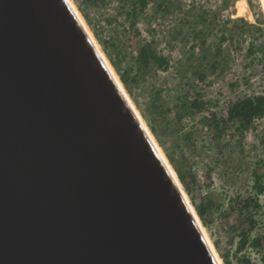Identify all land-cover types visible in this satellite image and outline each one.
I'll return each instance as SVG.
<instances>
[{"label": "water", "instance_id": "water-1", "mask_svg": "<svg viewBox=\"0 0 264 264\" xmlns=\"http://www.w3.org/2000/svg\"><path fill=\"white\" fill-rule=\"evenodd\" d=\"M150 134L67 0H0V264H219Z\"/></svg>", "mask_w": 264, "mask_h": 264}, {"label": "rangeland", "instance_id": "rangeland-1", "mask_svg": "<svg viewBox=\"0 0 264 264\" xmlns=\"http://www.w3.org/2000/svg\"><path fill=\"white\" fill-rule=\"evenodd\" d=\"M71 1L111 65L108 54L114 55L112 45L108 44L107 53L99 39L113 41L121 51L119 57L123 63L131 64V73L138 69L134 61L140 44L150 45L169 59L166 70L154 65L141 69L145 72L144 80L132 92L125 88L118 70L113 65L112 68L175 176L178 177L175 166L184 173L186 186L179 182L188 202L194 207V201L211 200L206 222L197 216L220 263L225 264V257L229 264H237L234 253L242 217L234 205L239 197L246 198L252 193L253 173L264 174V116L238 135L229 123L215 146L207 137L208 128L200 123L201 113L184 114L188 108L192 110L187 99L193 95L186 96L189 86L183 87L185 81L181 78L185 76L189 83H194L193 91L209 103L210 110L224 111L232 102L228 100L236 97L264 95V0H166L167 12L157 10L161 0H146L142 12L137 6L140 15L135 22L124 8L135 0H104L102 4L99 0ZM240 5L246 15L240 14ZM201 12L209 16L198 20ZM211 13L217 18L215 26L209 21ZM175 29L179 33L173 38L171 33ZM196 30H200L199 36ZM221 33L228 38L220 44V51H216L212 43L219 42ZM249 46L253 47V53L247 51ZM203 54L205 61L200 62V70L205 74L202 79L194 80L192 67ZM212 55L217 61L216 69L208 68ZM154 101L156 105L152 104ZM158 105L162 111L155 117L156 132L152 133L149 120ZM170 153L176 162H170ZM259 202L260 209L254 215L257 219L254 235L264 234V193L259 196ZM243 253L251 257L252 264H261V251L246 247Z\"/></svg>", "mask_w": 264, "mask_h": 264}, {"label": "trees", "instance_id": "trees-1", "mask_svg": "<svg viewBox=\"0 0 264 264\" xmlns=\"http://www.w3.org/2000/svg\"><path fill=\"white\" fill-rule=\"evenodd\" d=\"M98 1V0H97ZM101 1V4L104 0ZM98 1V2H99ZM128 8H125V13L127 16L132 15L133 17L130 18L133 22H135L138 17L139 13H137L138 7H140V12H142L147 4L146 0H135L132 1ZM157 10H164L168 11L169 7L166 3V0H161L157 3ZM208 17L209 14H205L204 12L199 13L198 20L205 19V17ZM211 19L209 20L214 23H216L217 18L214 19V13L210 14ZM216 16V14H215ZM211 24V25H212ZM245 22H243V25ZM242 25V24H241ZM215 26V25H214ZM248 29V25L246 26ZM197 34L196 36L200 35V30H196ZM179 30H174L171 33V36L174 38L178 35ZM202 36L204 34H201ZM228 38L227 34H222L219 37V42L212 43L214 46V49L216 51H220V44L225 41ZM100 43L104 46V49H106L107 53L109 52V46L108 44L111 43L113 48V56L112 54H108L110 59L112 60V65L118 70L120 79L123 82L125 88L127 91L132 92V88L140 83L142 80H144L145 72L141 69L146 70L148 67L153 66L154 68H161L163 70H166L169 66V59L159 54L155 51V48H152L150 45H146L145 43L140 44L138 47L137 55L135 57V64L138 66V69L131 73V64L126 66L123 61L120 59L121 51L119 49H116V45L111 41V39H99ZM115 47V48H114ZM263 50V47L261 48ZM250 52H254V49L252 46H249L248 50ZM212 53L214 54L213 50ZM118 56V58L113 59L114 57ZM204 56L205 54L201 55V57L197 60V64L192 67L194 80L202 79L204 72L200 70L201 68V61L204 62ZM216 60L212 55V61L208 68L216 69ZM123 66V67H122ZM204 66V65H203ZM185 81L184 86H189L186 91V96L193 95L192 99H187L190 102L191 108H188V110L184 114H191L197 115L201 113L200 117V123L203 124L205 127H207V137H209L210 142L217 146L218 141L217 139H221L225 132L227 131L228 124L231 123L234 127L235 135H238L239 133L242 134L245 130H247L252 122L255 119L261 118L264 116V95H245L243 97H236L233 98L230 103H228L227 107L224 109V111L217 110H210L208 108V102L203 101L201 97L199 96L198 92L193 91V85L194 83H189V80L186 79V77H182L181 81ZM196 86V85H195ZM153 105L155 104V101L152 102ZM162 111V108L160 105L157 107H154L153 110V116L150 118V129L152 133L156 132L155 128V117L156 115L160 114V111ZM205 112H208V114H205ZM176 119L178 122L180 121V117L176 115ZM186 136V139H189V136L184 134L183 137ZM216 141V143H215ZM178 147L180 146L177 144ZM170 162L174 163L176 162V158L170 153L168 155ZM176 165V164H175ZM175 170L178 173L179 180L181 183H183L186 186V180L184 177V173H182L178 167H174ZM264 174L257 173L256 171L252 175V193H250L246 198H238L237 201H235L234 208L238 211V214L241 219V226H240V239L237 246V249L234 253L235 259L237 264H252L251 257L243 253V250L246 247H250L254 250L261 251V264H264V234H253V230L257 226V219H255L254 215L258 209H260V202H259V196L264 193V183H263ZM193 183V179L191 180ZM188 190V188H187ZM194 201V200H192ZM211 200L208 198H205L201 200L199 203H195L194 201V208L199 216L204 222H206L205 214L206 211L210 208ZM224 263L229 264L228 260L224 257Z\"/></svg>", "mask_w": 264, "mask_h": 264}, {"label": "bare ground", "instance_id": "bare-ground-1", "mask_svg": "<svg viewBox=\"0 0 264 264\" xmlns=\"http://www.w3.org/2000/svg\"><path fill=\"white\" fill-rule=\"evenodd\" d=\"M67 2L71 5L73 11L75 12V15H76V16L78 17V19L81 21V23H82L83 26L85 27L87 33H88L89 36L91 37L92 41L95 43V45L97 46V48H98L99 51L101 52V49H100L99 45L97 44L95 38H94L93 35L91 34V32H90L89 28L87 27V25L84 23L82 17L80 16V14H79V12L77 11L76 7L74 6L73 2H72L71 0H67ZM244 4H245V3H244ZM245 12H246V10L240 5V14H241V15H244ZM245 15H246V14H245ZM101 56L103 57V59H105V62H106L107 66H108V68H109V70H110V73L115 77V80L117 81V84H119V86L121 87V90H122L124 96L126 97L128 103H129L130 106L132 107L133 111H134L135 114L141 119V121L143 122V125L145 126V128L147 129V131H149V129L147 128L146 124H145L144 121L142 120V118H141L139 112L137 111V108H135V106L133 105V103H132L131 100L129 99L130 97H128V94H127V95L125 94L126 91H124L125 89H124V87L122 86V84L120 83L119 78H118L117 75L115 74V71H114V69L112 68V65L110 64L109 61L106 60V58H105V56L103 55L102 52H101ZM126 93H127V92H126ZM149 134H150V131H149ZM150 136L152 137L151 139H152L153 143L155 144L157 150L159 151L161 157L163 158V161L167 164V167H168L169 170L171 171L172 176L175 178V181H176L177 185L180 187L181 190H183V188H182V186H181V183L179 182L180 180H178L179 178H177V177L175 176V174H174L172 168L170 167L169 163L167 162L165 156L163 155V153L161 152V150L159 149V147H158L157 144L155 143V140H154L152 134H150ZM183 193L185 194L184 191H183ZM185 198H186L187 201H188V198H187L186 194H185ZM188 203H189V202H188ZM189 205H190L191 209L194 211V207H193L190 203H189ZM194 212H196V211H194ZM195 214H197V213H195ZM197 220H198V217H197ZM199 224H200L199 227L201 226V227H200V231H201V234L203 235V238L205 239V242L207 243V245L209 246V248L212 250V252H213V254H214L215 259L217 260V262H218L219 264H221V263H220L221 260H219V258H218L219 256H217V253L214 251V248L212 247L211 242H210V240H209V238H208V236H207V234H206V232H205L203 226L201 225L200 221H199Z\"/></svg>", "mask_w": 264, "mask_h": 264}]
</instances>
